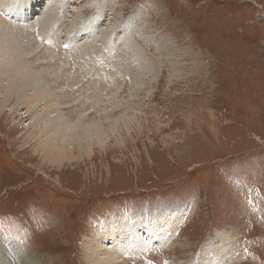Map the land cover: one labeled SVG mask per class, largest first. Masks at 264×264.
Listing matches in <instances>:
<instances>
[{
    "label": "rangeland",
    "instance_id": "374dc122",
    "mask_svg": "<svg viewBox=\"0 0 264 264\" xmlns=\"http://www.w3.org/2000/svg\"><path fill=\"white\" fill-rule=\"evenodd\" d=\"M110 1H46L21 24L0 12L42 94L17 100L0 74V264H93L100 224L135 215L172 235L116 264H197L208 242L264 264V0ZM40 112L103 141L89 130L47 158L63 140Z\"/></svg>",
    "mask_w": 264,
    "mask_h": 264
},
{
    "label": "bare ground",
    "instance_id": "6f19581e",
    "mask_svg": "<svg viewBox=\"0 0 264 264\" xmlns=\"http://www.w3.org/2000/svg\"><path fill=\"white\" fill-rule=\"evenodd\" d=\"M46 1H48V4H50V6L48 5L49 9L52 8V10H53V3H50V2H55L57 4L56 10H60L61 6H59V4H60L59 0H26V1L25 0H23V1L17 0L18 5H16V0H6V1L0 0V12L7 13L6 11L8 10L9 6L13 7L14 8V9H12V10H14L13 14L12 15H10L8 13L7 14L9 16H11V19H12V17L14 18V22H19V24H21L20 23L21 17L23 18L24 15H26V18H23L24 22L28 21L30 18L33 17L32 10H31L32 5L34 7H40V5L43 6L44 4H46ZM88 1L91 2V0H88ZM108 6H109V4H107L106 6H101L99 12H103L104 9L107 8ZM30 7H31V9H30ZM4 8H6V9H4ZM98 9H99V6H98ZM28 10H30V11H28ZM20 12H21V14H20ZM4 20H5V18L3 19V21ZM54 20L57 21L56 16H55ZM6 22L4 21V23H6ZM9 22L11 23V21H9ZM14 22H13V26L16 28L17 25ZM1 23L2 22L0 21V57H1L0 58V66L5 65L6 68L2 69L0 67V74H2V76L4 77L3 80L7 82L8 90H9V86L12 85L13 86V90H12L13 92L19 91L16 95L17 100L20 97L29 96L30 93H31V95L37 96V99L39 100L40 96H42V94L38 95L40 85L36 82V80L38 82H41V80L38 79L39 78L38 75L32 74L33 76H31L29 69H28L29 67H27L28 66V63H27L28 60L27 61L25 60L27 57L22 58L18 54V52L16 50H14L13 46L8 45V43L6 41V36L8 35L9 32L7 29H3V26H1ZM23 27H24L23 30L24 29L30 30V28H31L30 26H27V25H24ZM17 29H19V27ZM19 31H20V35H22L24 38L25 37L27 38V36L24 35V33H22V29H20ZM114 35L115 34H113V36ZM42 41L43 40L41 39V36H40L39 37L40 43L37 42V45L39 47H42V45H43ZM110 41H111V38H110ZM108 45L109 44L107 43V47H108ZM107 47H105V48L107 49ZM115 48L117 50V47H115ZM99 50H101V49H99ZM92 51H94V50H92ZM19 53H21V52H19ZM99 53H101V51ZM29 54H30V52H28V55ZM106 55H108L107 52H106ZM96 57L97 56H95V59H96ZM120 57H121V55H120ZM99 58H100V60L96 59L98 62L101 61V56H99ZM103 58H104L105 64L107 65L108 58H105L104 55H103ZM91 59H93V58H91ZM93 62H94V60H93ZM93 62H92V64L95 65V63H93ZM98 66H100V64ZM112 67H115V66H112ZM105 68H107V67H105ZM115 69H117V68L115 67ZM93 72H95V71H93ZM116 74H118V73H116ZM113 75H114V73H113ZM64 77H66V76H64ZM1 89L5 90L6 88H1ZM71 89H73V87ZM42 90H45V89H42ZM63 94L68 95L67 92H65ZM30 102L28 104H30ZM70 103L74 104V100H72ZM73 109H75V108L69 109V112L72 111ZM72 112H74V111H72ZM28 114L29 113L27 112V115ZM34 116L36 118L34 123L42 124L43 127L41 129H43V131L49 132V129H50V131L54 130V132L51 134L53 136L59 137L60 140H63L61 143V146L58 147V150H55L56 147L51 146L52 143L50 144V146H48V148L46 149V152H45V157H47V158H52V155H51L52 153H54L57 156L64 155L65 150L69 148V147L65 146V144L70 143L69 142L70 140L75 141L77 139L76 138L77 136H79L78 137V144H80V139L85 137V135H88L89 130H91V131L96 130L97 132L95 131V137L98 138L97 140L103 141V138H102L103 134L101 132H99L98 129L94 126H93L94 127L93 129L92 128L81 129L82 131L80 132L79 135H77L75 133L76 126L73 127L74 125L72 124L73 126L70 127L69 126L70 123H67V124L65 123V120H67L68 117H66L65 119H61L60 114H56V115L54 114V115H51L50 117H46V114L44 113V115H43L42 112H40L38 114V117H36V113L33 114V117ZM22 117H27V116H22ZM78 127H82V126H78ZM144 218H142L141 215H135V216H129L128 218L122 219V220L121 219L116 220V218H109L108 220H105L104 222H102L100 224L101 230L99 231V233H100V237L104 240V243H107L109 245V250L106 249V248H108V245H104V244L100 245L102 247V248H100V251H102L103 253H102V256L99 255L98 258L102 257V259H96V260H94V263L95 264H116L117 263L116 260L121 255L124 256L126 259L131 258V259H134L136 262H138V259L141 260V254L146 255V254L153 252L154 250H156V252H157V250L160 251L161 247H163L164 245L167 244L165 242L168 240L169 235H172L171 230H172V228H174V222L171 221V222H167V223L163 224V220H161L162 217L160 215L159 216L157 215L155 218H151V219H149V218L144 219ZM4 240L9 242L10 245L12 244V245H14V247H16V248L18 247L20 249V251H22V250L24 252L28 251V249L25 248L24 245H22L18 242L11 241L6 237ZM222 240H224V239H222ZM211 246H212L211 242H208L205 250L202 253H200V256H198L197 264H228L229 262H231L233 260V256L230 255L229 247L228 248L226 247V249H228V250H226V249L224 250L223 248L220 247L221 244L219 245V243L214 245V250H217V251L211 252V255L209 253V255L206 256V253L209 250V248H211ZM225 246H226V244H225ZM169 249H170V247H169ZM15 252L17 254V251H15Z\"/></svg>",
    "mask_w": 264,
    "mask_h": 264
},
{
    "label": "trees",
    "instance_id": "16d2710c",
    "mask_svg": "<svg viewBox=\"0 0 264 264\" xmlns=\"http://www.w3.org/2000/svg\"><path fill=\"white\" fill-rule=\"evenodd\" d=\"M28 182H29V181H27V182L25 183V185L28 184ZM25 185H24V186H25Z\"/></svg>",
    "mask_w": 264,
    "mask_h": 264
}]
</instances>
